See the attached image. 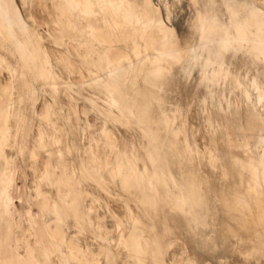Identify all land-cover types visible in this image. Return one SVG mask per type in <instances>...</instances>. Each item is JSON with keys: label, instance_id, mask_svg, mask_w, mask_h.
<instances>
[{"label": "bare ground", "instance_id": "6f19581e", "mask_svg": "<svg viewBox=\"0 0 264 264\" xmlns=\"http://www.w3.org/2000/svg\"><path fill=\"white\" fill-rule=\"evenodd\" d=\"M55 1L0 0V264H264V0H187L186 50L181 0Z\"/></svg>", "mask_w": 264, "mask_h": 264}, {"label": "rangeland", "instance_id": "374dc122", "mask_svg": "<svg viewBox=\"0 0 264 264\" xmlns=\"http://www.w3.org/2000/svg\"><path fill=\"white\" fill-rule=\"evenodd\" d=\"M44 8H45L46 11L47 10L48 11L51 10L52 9V0H45ZM36 9H38L39 10V13L42 14L43 11L41 10V8L39 9V7L36 6ZM191 9H192V7H191ZM188 12H189V6H188L187 0H181L180 7H177L175 9V11H174V13H175L174 14V18L172 20L173 25L175 26V28L178 31L180 45H181V47H183L184 50H186L189 47V45L191 44V42H192V33L190 32V34H189V32L184 31L182 29V27H181V24H180L181 21H183L185 19V17H187ZM179 26H180V28H179ZM233 61H231L232 62L231 68H232V70L234 72H238L239 71V72H241V74L243 73L242 75L246 79H249V78L251 79L252 78V76H253V74L255 72V69H254V67H252L250 65L247 56H243L242 57V54H239L236 58L233 59ZM237 66H238V68H237ZM239 67H240V70H239ZM195 75H196V71L194 70L193 76H195ZM90 115H89V120H91V123L93 124L94 129L96 131H99L102 128V120L101 119H98L94 114H90ZM100 120H101V122H100ZM27 171H28L27 172L28 178H30L28 181H30V180L33 181V176H31V174H32L31 170L28 169ZM29 172H31L30 175H29ZM32 181H30L31 182V185H33ZM170 234L172 235V234H174V232H170Z\"/></svg>", "mask_w": 264, "mask_h": 264}, {"label": "crops", "instance_id": "0c3cea01", "mask_svg": "<svg viewBox=\"0 0 264 264\" xmlns=\"http://www.w3.org/2000/svg\"><path fill=\"white\" fill-rule=\"evenodd\" d=\"M39 3H34L33 6H32V13H33V16L35 18V20L39 23H43L44 21H48L50 23H54V16L53 14L51 13L52 12V9L51 10H45L44 8V5H45V0H37ZM58 3L55 1V0H52V7H54V5H57ZM36 6H40L39 9L41 8V10L43 11L42 14L39 13V10L36 9ZM44 8V9H43ZM46 11V12H45ZM94 22V21H93ZM54 26V25H53ZM17 59V58H16ZM15 58H11V64L13 66H17L18 62L16 61ZM76 79V78H75ZM46 100H47V97H42L37 105V111L42 113V112H45L47 111L48 107L45 106L46 104ZM35 134H39L38 130L39 128H35ZM46 160L44 158L40 159L39 162H38V165L39 166H44L46 163ZM30 173V172H29ZM15 184H16V189H15V193H22V179H21V176H17L16 179H15ZM18 186V187H17ZM15 207H17L16 205H14L12 207V210L15 211Z\"/></svg>", "mask_w": 264, "mask_h": 264}]
</instances>
